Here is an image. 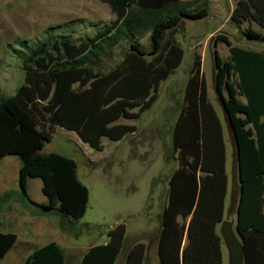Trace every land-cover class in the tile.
<instances>
[{
  "label": "trees",
  "instance_id": "trees-1",
  "mask_svg": "<svg viewBox=\"0 0 264 264\" xmlns=\"http://www.w3.org/2000/svg\"><path fill=\"white\" fill-rule=\"evenodd\" d=\"M115 18L91 24L93 34L73 36L47 29L42 39L20 41L17 54L24 81L10 96L0 94V162L7 155L21 159V191L0 194V206L17 197L31 199L29 178H41L48 201L42 213L53 212L61 229L78 236L76 224L88 206L89 188L78 174L77 161L58 152H44L59 127L75 131L94 149L102 138L121 140L137 119L159 98L161 82L181 65L185 50L174 31L186 20L210 14V0H102ZM232 21L264 28V0H237ZM76 32V30H73ZM148 36V44L142 39ZM247 35L258 37L249 27ZM264 37V35H263ZM230 55L215 49V88L234 142L235 181L231 209L243 239L245 264H264V51L234 45L217 34ZM127 44L123 57L107 68L105 58ZM245 97L246 101L242 99ZM172 153L177 166L168 182L161 214L158 264H224L219 227L225 219L229 192L227 146L221 118L208 95L201 57L194 55L183 99L172 126ZM127 226L110 228V239L90 246L78 264H115L124 247ZM15 232H0V264L17 242ZM147 244L136 242L123 264H145ZM25 264H66L57 241L35 247Z\"/></svg>",
  "mask_w": 264,
  "mask_h": 264
},
{
  "label": "rangeland",
  "instance_id": "rangeland-1",
  "mask_svg": "<svg viewBox=\"0 0 264 264\" xmlns=\"http://www.w3.org/2000/svg\"><path fill=\"white\" fill-rule=\"evenodd\" d=\"M210 14L201 19L186 18L174 31L185 53L181 65L163 80L159 98L137 119L121 118L119 122L137 125V131L121 140L104 136V149L98 151L82 141L74 131L60 129L46 143L44 152H58L74 158L78 174L89 188L85 214L78 219V236L64 232L57 214L42 213L40 206L48 199L42 191L41 178H29L31 199L22 201L17 194L6 202L0 212V231H12L18 239L5 264H23V256L32 244L42 245L57 241L66 250L67 264L71 251H81L90 245L109 241L108 231L119 222L127 226L124 247L116 264H121L126 251L140 240L147 242L156 237L161 225V214L168 199V182L177 166L172 153V126L177 119L184 88L194 55L201 57L208 95L221 118L227 146V171L231 177L234 142L224 108L215 88V49L223 59L230 55L224 41L215 43L217 34L229 37L234 45L264 51V28L257 23L237 24L232 12L237 0H210ZM115 18L109 4L102 0H0V94L10 96L24 81L22 62L17 54L20 41H36L45 37L47 29L55 34L64 32L73 36L93 34L91 24L103 25ZM249 27L258 37L247 35ZM76 30V32H73ZM148 34L142 39L148 44ZM127 44L116 46L113 55L103 61L107 68L120 60ZM21 159L7 155L0 162V192L17 188ZM225 219L236 226V206L231 209V192L225 200ZM224 264H230L229 253L223 246Z\"/></svg>",
  "mask_w": 264,
  "mask_h": 264
},
{
  "label": "crops",
  "instance_id": "crops-1",
  "mask_svg": "<svg viewBox=\"0 0 264 264\" xmlns=\"http://www.w3.org/2000/svg\"><path fill=\"white\" fill-rule=\"evenodd\" d=\"M242 99L244 100V101H246V99H245V97H242ZM263 119H264V117H263ZM60 129H65V128H62V127H59L58 128V130L57 131H59ZM67 130V129H66ZM72 131V130H71ZM75 132V131H74ZM76 133V132H75ZM76 135H78L77 133H76ZM79 137V136H78ZM5 158V157H4ZM2 161V160H1ZM21 166V165H20ZM234 176L236 177V172H234V162H233V158H232V166H231V177H230V186H229V189H230V192L232 191V186H233V183H234V181H235V178H234ZM20 183V182H19ZM9 190H13V191H17V188H11V189H7V190H5V191H3V192H0V194H3L4 192H6V191H9ZM11 200V199H10ZM8 202V201H7ZM6 203V202H5ZM5 203H3L1 206H0V212L2 211V209L6 206V204ZM0 232H2V231H0ZM9 232V231H8ZM158 236H156L154 239H152V240H149V239H146L147 240V242H145L146 244H147V256H146V260H145V264H158L159 263V255H158V238H157ZM138 241H140V240H138ZM138 241H136V242H138ZM136 242H134L132 245H131V247L136 243ZM16 244V243H15ZM37 246H40V245H37V244H32L31 245V247H30V251H28L27 252V254H25L24 256H23V260L24 261H22L23 262V264H25V262H26V259L28 258V256L34 251V249H35V247H37ZM90 246H92V245H90ZM89 246V247H90ZM223 246H225V245H223ZM14 247V246H13ZM12 247V248H13ZM89 247H87V248H83L81 251H76L75 250V248H74V251H71L69 254V256H71V258L69 259L70 260V264H78L79 262H80V260H81V258H82V256H83V254L86 252V250L89 248ZM131 247H129L128 249H127V251H126V254H125V257H124V260H123V262L125 261V259H126V257H127V255H128V252H129V250H130V248ZM12 248H11V250H12ZM10 250V251H11ZM10 251L5 255V257L10 253ZM65 255H66V250H65ZM117 262V261H116ZM123 262L121 263V264H123ZM66 264H67V257H66ZM116 264V263H115Z\"/></svg>",
  "mask_w": 264,
  "mask_h": 264
},
{
  "label": "water",
  "instance_id": "water-1",
  "mask_svg": "<svg viewBox=\"0 0 264 264\" xmlns=\"http://www.w3.org/2000/svg\"><path fill=\"white\" fill-rule=\"evenodd\" d=\"M219 231L228 250L230 264H245L243 239L237 226H234V222L224 219L220 224Z\"/></svg>",
  "mask_w": 264,
  "mask_h": 264
}]
</instances>
